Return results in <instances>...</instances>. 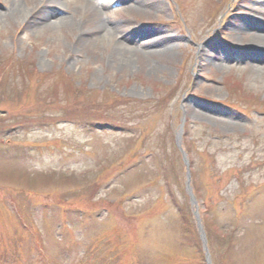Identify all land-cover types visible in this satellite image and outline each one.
<instances>
[{
    "label": "rangeland",
    "instance_id": "obj_1",
    "mask_svg": "<svg viewBox=\"0 0 264 264\" xmlns=\"http://www.w3.org/2000/svg\"><path fill=\"white\" fill-rule=\"evenodd\" d=\"M252 30L264 0H0V264H264Z\"/></svg>",
    "mask_w": 264,
    "mask_h": 264
},
{
    "label": "bare ground",
    "instance_id": "obj_2",
    "mask_svg": "<svg viewBox=\"0 0 264 264\" xmlns=\"http://www.w3.org/2000/svg\"><path fill=\"white\" fill-rule=\"evenodd\" d=\"M254 20H256L255 18H254ZM98 21V20H97ZM62 22H65V21H62V20H60V24L62 23ZM84 22H86V21H84ZM45 23V22H44ZM54 23V22H53ZM52 23V24H53ZM253 23L256 25V24H258V22L257 21H253ZM55 24V23H54ZM56 24H59V23H56ZM96 25V30H98V31H100V32H106V33H108L110 30H113L111 27H108V29H105L104 27H103V24H99L98 22L95 24ZM246 24L244 25H241V28H239V30L240 29H246ZM232 27H236L237 29H238V27L237 26H235V24H232ZM102 28V29H101ZM253 31V30H252ZM255 31V30H254ZM253 31V35L251 36V43L250 44H253L254 46L253 47H256V48H258L257 47V45L259 46V44L258 43H260L261 41H263L264 40V36H262V34H261V32H259V31H256V32H259V33H255ZM80 32H81V30H80ZM82 33V32H81ZM106 33H104L103 35H104V37L105 36H107L106 35ZM151 41L149 40L148 41V43H150ZM263 43H264V41H263ZM256 45V46H255ZM261 46V45H260ZM258 49H260V51H262L263 53H264V51L263 50H261V49H264V46L263 47H259ZM254 50V52L255 51H257L255 48L253 49ZM211 51H213L214 52V50H211ZM256 54V53H255ZM260 54V53H259ZM261 55V54H260Z\"/></svg>",
    "mask_w": 264,
    "mask_h": 264
},
{
    "label": "water",
    "instance_id": "obj_3",
    "mask_svg": "<svg viewBox=\"0 0 264 264\" xmlns=\"http://www.w3.org/2000/svg\"><path fill=\"white\" fill-rule=\"evenodd\" d=\"M180 133L176 136V143H177V145H178V148L180 149V152L182 151L181 150V148H180ZM182 153V155H183V161H184V164L186 165V167L188 168V163H187V160H186V157H185V155L183 154V152H181ZM188 182H190L189 181V174H188V172H187V182H186V189H187V192H188V194H189V196H190V201H191V203L190 204H192V205H195V201H194V199H193V197H192V194L190 193L191 192V189H190V187H189V183ZM194 214V216H195V219H196V223H197V227H198V231H199V233H200V238H201V241H202V245H203V247H204V249H205V251H206V242H205V237H204V234H202L203 233V230H202V227H201V225L199 224V220H198V216H197V214H196V212H194L193 213ZM206 255V254H205ZM206 258H207V263L208 264H210V262H209V259H208V255H206Z\"/></svg>",
    "mask_w": 264,
    "mask_h": 264
},
{
    "label": "trees",
    "instance_id": "obj_4",
    "mask_svg": "<svg viewBox=\"0 0 264 264\" xmlns=\"http://www.w3.org/2000/svg\"><path fill=\"white\" fill-rule=\"evenodd\" d=\"M93 126H91L94 130H96V129H99V128H101V129H107V127H108V129H111V130H116V131H121V132H123V128H121V127H118V126H115V125H111V124H109L108 126H106V127H103L102 125H100L99 123H94V124H92Z\"/></svg>",
    "mask_w": 264,
    "mask_h": 264
}]
</instances>
